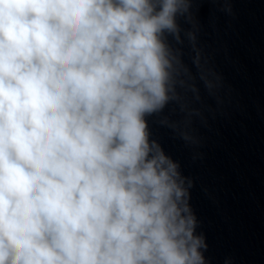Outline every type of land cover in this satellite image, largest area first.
I'll list each match as a JSON object with an SVG mask.
<instances>
[{
  "label": "clouds",
  "instance_id": "9594fccd",
  "mask_svg": "<svg viewBox=\"0 0 264 264\" xmlns=\"http://www.w3.org/2000/svg\"><path fill=\"white\" fill-rule=\"evenodd\" d=\"M190 0H0V264H205L146 117Z\"/></svg>",
  "mask_w": 264,
  "mask_h": 264
}]
</instances>
